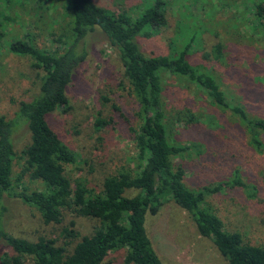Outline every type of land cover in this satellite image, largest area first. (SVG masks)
<instances>
[{
    "label": "rangeland",
    "instance_id": "rangeland-1",
    "mask_svg": "<svg viewBox=\"0 0 264 264\" xmlns=\"http://www.w3.org/2000/svg\"><path fill=\"white\" fill-rule=\"evenodd\" d=\"M94 1L115 13L125 11L131 15H136L143 2ZM166 3L165 25L138 37L143 52L169 54L171 39L190 22L197 23L199 42L193 43L191 64L216 74L229 94L228 102L239 101L251 114L264 117V34H254L251 26L241 24V13L252 4L247 0H166ZM68 9V0L45 3L0 0V115L10 117L20 100L36 92L43 73L32 65L29 56L9 52L8 42L31 40L40 49L59 52L58 37L69 25ZM247 15L251 17L252 12ZM219 43L221 60L212 53ZM86 48V59L67 88V107L52 112L49 123L72 150V161L65 167L72 186L80 182L99 192L105 177L122 167L136 165L133 132L141 122L137 115L139 105L123 74L117 50L100 31L86 38ZM164 85L165 110L170 120L175 113L190 110L201 118L212 115L219 126L225 124L227 128L222 132L214 126L208 128L206 123L173 124L177 140L188 146L200 144L199 154L193 150L176 160L184 167L185 184L193 190L217 185L238 168L244 181L255 186L254 197H248L240 187L225 188L206 194L205 202L227 231L240 233L246 243L264 247V134L259 136L263 148L255 150L244 128L234 123L230 111L210 105L192 81L167 74ZM98 120L107 123L100 126ZM29 141L26 128L15 136V174H22L23 163L18 157ZM22 179L29 178L23 175ZM134 193L130 189L125 195ZM10 209L7 217L10 234L29 240L45 236L56 239L60 245L67 239L62 234L65 226L72 225L83 235L91 233L97 225L93 219L72 210L63 212L60 224H46L33 207L16 199L11 200ZM146 230L164 264H229L212 241L199 234L188 212L171 199L162 202L155 212L147 213ZM74 242L67 246L69 250ZM124 254L122 249L115 250L105 261L120 264ZM22 264L33 261L24 256Z\"/></svg>",
    "mask_w": 264,
    "mask_h": 264
},
{
    "label": "trees",
    "instance_id": "trees-1",
    "mask_svg": "<svg viewBox=\"0 0 264 264\" xmlns=\"http://www.w3.org/2000/svg\"><path fill=\"white\" fill-rule=\"evenodd\" d=\"M142 1L136 15H131L125 11L115 13L94 0H68L70 20L58 37L59 52L40 49L31 40L8 42L9 52L29 56L32 65L43 73L36 92L20 100L10 117L0 115V264H22L24 256L33 264H113L105 259L118 249L125 252L120 264H164L147 233L146 216L170 199L188 212L199 234L209 238L229 264H264V247L246 243L240 233L227 231L205 202L206 194L225 188L240 187L248 197H254L255 186L244 181L242 172L235 168L221 183L200 190L185 184L184 167L176 160L193 150L199 154L200 144L188 146L177 140L173 124L206 123L208 128L214 126L222 132L227 128L225 124L219 126L212 115L201 118L190 110L177 112L170 120L165 110V76L175 74L192 81L210 105L230 111L234 123L244 128L255 150L263 148L259 136L264 134V117L251 114L239 101L228 102L229 94L216 74L191 64L193 43L199 42L197 23L190 22L171 39L169 54H145L138 37L165 25L167 3ZM247 1L252 6L246 11H251L252 16L243 10L241 24L251 26L254 34H264V0ZM94 31H100L117 50L123 74L138 102L141 122L137 130L131 129L136 165L122 167L105 177L99 192L80 182L72 186L65 171L72 161V150L49 123L52 112L67 107L68 85L86 59V38ZM212 53L219 60L223 58L221 43ZM106 123L97 121L100 126ZM24 128L30 141L18 157L23 163L19 175L13 169L17 158L14 139ZM23 175L29 179H22ZM35 182L38 186L32 185ZM130 189L135 193L125 195ZM14 199L33 207L46 224H60L63 212L72 210L97 225L83 235L72 225L65 226L62 234L67 239L60 245L45 236L36 240L13 236L7 228V217ZM73 241L69 250L67 246Z\"/></svg>",
    "mask_w": 264,
    "mask_h": 264
}]
</instances>
